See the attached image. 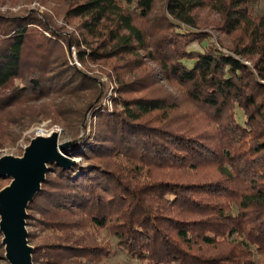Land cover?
<instances>
[{
    "label": "trees",
    "instance_id": "1",
    "mask_svg": "<svg viewBox=\"0 0 264 264\" xmlns=\"http://www.w3.org/2000/svg\"><path fill=\"white\" fill-rule=\"evenodd\" d=\"M160 1L153 37L137 22L157 11V0H84L68 13L86 16L83 27L91 33L112 23L108 31L118 44L102 54L91 50L92 57L148 48L208 128L182 130L144 118L178 103L124 98L140 82L119 80L114 109L94 110L93 129L85 133L84 114L77 119L83 130L65 152L82 162H48L27 204L57 235L33 246V263L108 258L111 246L97 243L85 229L91 227L146 264H264V13L254 21L248 0H212L225 32L246 28L248 42L193 48L207 38L192 14L206 0ZM58 38L36 12L0 14V111L65 89L97 88L96 105L102 87L58 52ZM0 260L8 264L1 233Z\"/></svg>",
    "mask_w": 264,
    "mask_h": 264
},
{
    "label": "rangeland",
    "instance_id": "2",
    "mask_svg": "<svg viewBox=\"0 0 264 264\" xmlns=\"http://www.w3.org/2000/svg\"><path fill=\"white\" fill-rule=\"evenodd\" d=\"M81 1L84 0H0V14L21 15L36 12L47 20L54 31L60 34L58 40L61 47L58 52L62 53L71 65L94 77L102 87L99 97L94 99V101H98H95L96 105L91 104V100L96 94L97 88L65 89L36 100L16 103L0 111V157L3 155L21 156L25 147L39 130L43 135L56 131L59 143L71 144L75 142L80 130L76 122L81 114H84L83 129H86L85 133H87L94 128L96 123L97 117L93 115L94 110L101 109L103 105H107L111 110L114 109L112 96L118 94L117 82L119 80L140 82L138 88L121 93L124 98L165 96L169 102L174 100L178 103L171 110L153 111L146 114L144 118L154 122H163L182 130L194 131L208 128V125L204 126V122L198 118L192 105L185 99L182 86L175 83V80L164 77L159 64L147 54L148 48L136 49L131 53L111 52L97 58L92 57L89 53L91 50H97L101 54L106 53L113 50L118 41L112 39L109 34L108 30L113 28L110 21H106L104 25L97 27L91 33L83 27V22L87 19L86 16L68 13ZM222 1L228 2V0ZM161 3L160 0H157L155 9L157 11L148 18L137 22L147 35L156 34L158 29L156 13L161 10ZM248 3L252 17L256 21L257 16L264 13V0H248ZM213 4L212 0H206L204 6L192 12L195 28L203 32L207 38L201 45L192 43L191 46L201 48L208 43H214L227 49L248 42L246 28L241 27L230 33L225 32L222 27L223 14L213 7ZM82 130H80V134ZM63 154L77 162H82L80 159L73 158L69 153ZM0 177L1 189L9 184L11 178ZM26 213L29 214L25 218V228L30 234L29 245L35 246L44 240H53L57 236L40 224L43 216L38 212L26 209ZM85 229L91 232L92 238L97 243L110 245L112 251L108 258L99 262H86L84 259H79L77 260L78 264H146L128 256L117 246L116 238L110 236L104 229L91 227H85ZM76 232L82 234V231ZM0 264H5V261L0 260Z\"/></svg>",
    "mask_w": 264,
    "mask_h": 264
},
{
    "label": "water",
    "instance_id": "3",
    "mask_svg": "<svg viewBox=\"0 0 264 264\" xmlns=\"http://www.w3.org/2000/svg\"><path fill=\"white\" fill-rule=\"evenodd\" d=\"M70 143H59L58 133L36 135L21 156L0 157V176L10 182L0 189V233L8 264H33V246L28 244L26 207L39 190L47 171L46 162L68 167L74 160L64 155Z\"/></svg>",
    "mask_w": 264,
    "mask_h": 264
},
{
    "label": "built area",
    "instance_id": "4",
    "mask_svg": "<svg viewBox=\"0 0 264 264\" xmlns=\"http://www.w3.org/2000/svg\"><path fill=\"white\" fill-rule=\"evenodd\" d=\"M41 130H39V132L36 134V135H38V134H40V135H43V133L42 132H40ZM48 134V133H47Z\"/></svg>",
    "mask_w": 264,
    "mask_h": 264
}]
</instances>
